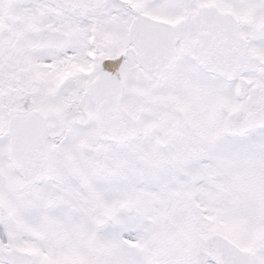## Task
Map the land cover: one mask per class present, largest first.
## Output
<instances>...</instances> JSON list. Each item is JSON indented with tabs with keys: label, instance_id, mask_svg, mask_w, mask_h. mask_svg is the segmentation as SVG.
<instances>
[{
	"label": "snow or ice",
	"instance_id": "1",
	"mask_svg": "<svg viewBox=\"0 0 264 264\" xmlns=\"http://www.w3.org/2000/svg\"><path fill=\"white\" fill-rule=\"evenodd\" d=\"M0 264H264V0H0Z\"/></svg>",
	"mask_w": 264,
	"mask_h": 264
}]
</instances>
